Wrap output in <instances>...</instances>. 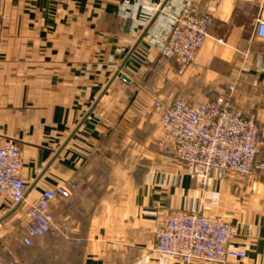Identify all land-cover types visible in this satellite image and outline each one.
<instances>
[{"label":"crops","instance_id":"1","mask_svg":"<svg viewBox=\"0 0 264 264\" xmlns=\"http://www.w3.org/2000/svg\"><path fill=\"white\" fill-rule=\"evenodd\" d=\"M165 2L0 0V145L18 148L27 185L7 218L16 206L0 198V264H178L152 252L153 229L193 209L235 229L247 258L227 264H264V173L217 172L202 191L159 146L169 97H225L264 127L263 0ZM187 3L210 26L183 67L163 48ZM59 186L70 196L50 205L51 231L24 245L20 216Z\"/></svg>","mask_w":264,"mask_h":264},{"label":"built area","instance_id":"2","mask_svg":"<svg viewBox=\"0 0 264 264\" xmlns=\"http://www.w3.org/2000/svg\"><path fill=\"white\" fill-rule=\"evenodd\" d=\"M264 6V0H263ZM210 16L191 3L179 7L171 19L164 53L188 66L208 37ZM255 37L264 40V20L256 21ZM162 152L171 151L187 172L197 180L202 191L210 187L217 172L237 175L246 180L264 173V161L257 158L259 142L264 141V127L254 117H244L229 100L218 97L202 103H188L169 97V105L160 118ZM22 162L12 142L0 145V198L12 207L24 200L27 185L21 177ZM70 196L68 188L45 190L20 216L25 236L32 246L52 227L50 205ZM235 229L219 215L178 210L166 223L153 229L152 252L178 264H227L243 262L244 250L231 245Z\"/></svg>","mask_w":264,"mask_h":264},{"label":"water","instance_id":"3","mask_svg":"<svg viewBox=\"0 0 264 264\" xmlns=\"http://www.w3.org/2000/svg\"><path fill=\"white\" fill-rule=\"evenodd\" d=\"M167 1H168V0H166V2L164 3V5L167 3ZM155 18H156V17H155ZM155 18H154L153 21L151 22L150 26H151L152 23L154 22ZM138 44H139V42L137 43V45H138ZM137 45H136V46H137ZM135 48H136V47H135ZM135 48L133 49V51L135 50ZM133 51H132V52H133ZM109 84H111V83H109ZM18 205H19V204H17L16 207H15L14 209H12V210L8 213V215H7L5 218H7V217H9L11 214H13V213L17 210Z\"/></svg>","mask_w":264,"mask_h":264},{"label":"rangeland","instance_id":"4","mask_svg":"<svg viewBox=\"0 0 264 264\" xmlns=\"http://www.w3.org/2000/svg\"><path fill=\"white\" fill-rule=\"evenodd\" d=\"M174 98V97H173ZM227 99V98H226ZM229 102H230V100H229ZM231 104V103H230ZM262 174V173H261Z\"/></svg>","mask_w":264,"mask_h":264},{"label":"trees","instance_id":"5","mask_svg":"<svg viewBox=\"0 0 264 264\" xmlns=\"http://www.w3.org/2000/svg\"><path fill=\"white\" fill-rule=\"evenodd\" d=\"M175 98H177V97H175ZM225 98V97H224ZM233 107V106H232ZM233 109H234V107H233Z\"/></svg>","mask_w":264,"mask_h":264}]
</instances>
